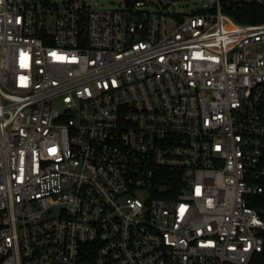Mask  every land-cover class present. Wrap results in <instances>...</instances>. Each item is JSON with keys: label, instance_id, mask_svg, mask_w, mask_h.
<instances>
[{"label": "built area", "instance_id": "2783aa9c", "mask_svg": "<svg viewBox=\"0 0 264 264\" xmlns=\"http://www.w3.org/2000/svg\"><path fill=\"white\" fill-rule=\"evenodd\" d=\"M150 5L0 0V264H264V0Z\"/></svg>", "mask_w": 264, "mask_h": 264}, {"label": "rangeland", "instance_id": "374dc122", "mask_svg": "<svg viewBox=\"0 0 264 264\" xmlns=\"http://www.w3.org/2000/svg\"><path fill=\"white\" fill-rule=\"evenodd\" d=\"M91 4L100 8H117L125 4L126 0H88ZM156 4L150 5L151 9L158 8V6L165 12L168 10L181 11L182 13H190L203 7L204 0H147ZM55 106L60 104L55 101Z\"/></svg>", "mask_w": 264, "mask_h": 264}, {"label": "trees", "instance_id": "16d2710c", "mask_svg": "<svg viewBox=\"0 0 264 264\" xmlns=\"http://www.w3.org/2000/svg\"><path fill=\"white\" fill-rule=\"evenodd\" d=\"M232 16L237 22L241 23L264 21V7L257 5H247L241 8L239 11L233 13ZM250 204L257 208L264 216V190L260 195L252 197Z\"/></svg>", "mask_w": 264, "mask_h": 264}]
</instances>
